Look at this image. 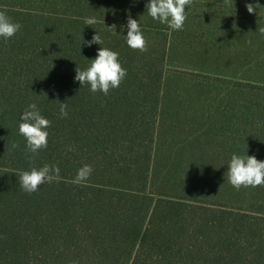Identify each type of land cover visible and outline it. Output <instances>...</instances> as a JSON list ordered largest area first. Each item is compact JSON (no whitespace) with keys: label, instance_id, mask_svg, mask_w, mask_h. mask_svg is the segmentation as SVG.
<instances>
[{"label":"trees","instance_id":"16d2710c","mask_svg":"<svg viewBox=\"0 0 264 264\" xmlns=\"http://www.w3.org/2000/svg\"><path fill=\"white\" fill-rule=\"evenodd\" d=\"M148 3L0 0V11L22 25L11 39L0 38V109L17 108L21 123L35 103L51 121L47 148L29 163L23 151L7 152L15 123L0 110V264H264V187L237 191L226 175L234 154L264 162V73L249 67L254 52L248 51L252 83L240 93L236 87L226 100L230 159L224 160L219 144L216 160L198 164L207 167L204 174L188 179L192 185L203 176L211 187L204 183L191 192L151 185L171 30L148 16ZM247 3L260 7L249 14ZM185 11L192 19L264 24V0H194ZM129 15L148 42L143 54L124 39ZM87 17L98 23L86 25ZM113 24L119 36L106 28ZM96 33L103 44L87 47L83 41ZM192 44L188 38L182 43L191 49L188 58L197 59L190 65L212 68L209 52ZM100 47L117 52L127 70L108 96L75 81V69L89 67ZM46 63L58 85H48L50 74L42 81ZM59 103L67 104L66 119L59 118ZM45 164L58 166L60 179L25 193L20 173ZM84 165L93 172L74 184Z\"/></svg>","mask_w":264,"mask_h":264},{"label":"rangeland","instance_id":"374dc122","mask_svg":"<svg viewBox=\"0 0 264 264\" xmlns=\"http://www.w3.org/2000/svg\"><path fill=\"white\" fill-rule=\"evenodd\" d=\"M259 29H264V24L257 27L238 20L188 17L183 31L171 30L166 78L157 116L151 185H160L157 186L159 189L187 187L191 192L199 190L204 183L207 188L212 186L203 181V176L200 181L191 183L198 187L189 185L188 179L192 173L204 174L202 170L207 167L198 164L209 158L216 160L219 144H222L224 160L230 159L231 152L226 150L232 133L228 128L226 100L236 87V92L240 93L247 83H252L246 77L250 74L245 70L248 51L254 52L251 57L254 62L249 67L264 73V35ZM251 35L257 40L249 42ZM186 38L193 43L191 46L209 52L207 62L212 68L204 71L190 65L197 59L188 58L191 49H182ZM49 74L48 85H58L54 80V71L46 63L42 81ZM0 110L5 111L7 119L15 123L12 130L8 129L7 152L20 155L17 151H23L25 154L26 140L18 134L20 121L15 115L17 108L9 106ZM13 144L18 147L13 148ZM228 190L232 188L228 186Z\"/></svg>","mask_w":264,"mask_h":264},{"label":"clouds","instance_id":"9594fccd","mask_svg":"<svg viewBox=\"0 0 264 264\" xmlns=\"http://www.w3.org/2000/svg\"><path fill=\"white\" fill-rule=\"evenodd\" d=\"M194 0H150L146 5V11L154 21L165 24L172 31H183L188 13L185 9L193 5ZM227 3L228 0H225ZM249 14H254L260 5L247 3L245 5ZM86 25L98 23L95 17L84 18ZM22 25L14 23L5 11H0V38L5 41L14 37L20 31ZM116 25L106 27L113 35L119 36L116 32ZM127 35L124 36L127 46L133 51L141 54L147 52L148 42L144 37L140 24L130 15L127 18ZM264 35V29H259ZM87 47L93 44L102 45L103 40L99 34H95L91 41L84 42ZM75 81L82 86L89 85L90 92L96 94L102 93L108 96L111 90L118 89L127 76V70L124 69L119 61V54L106 47H100L95 59L90 61L89 67L84 70L75 69ZM59 118L68 117L67 104L59 103ZM19 134L26 140L25 155L29 163H33L36 154L46 149L48 145V129L51 127V121L44 118L37 105L31 103L20 117ZM18 147L13 144V148ZM226 173L229 184L239 191L243 188L264 187V162L257 160L253 156L232 155ZM93 172L91 165H84L78 169L77 175L73 180L74 184H82L87 181ZM60 179V169L55 165L45 164L37 169L33 167L31 171H23L19 175V186L27 194H33L40 190L45 183H52ZM219 194V193H218Z\"/></svg>","mask_w":264,"mask_h":264}]
</instances>
